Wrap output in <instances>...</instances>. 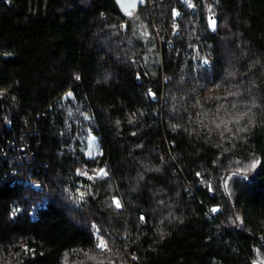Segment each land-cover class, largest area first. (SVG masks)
Segmentation results:
<instances>
[{
  "label": "trees",
  "instance_id": "trees-1",
  "mask_svg": "<svg viewBox=\"0 0 264 264\" xmlns=\"http://www.w3.org/2000/svg\"><path fill=\"white\" fill-rule=\"evenodd\" d=\"M0 264H264V0H0Z\"/></svg>",
  "mask_w": 264,
  "mask_h": 264
},
{
  "label": "rangeland",
  "instance_id": "rangeland-1",
  "mask_svg": "<svg viewBox=\"0 0 264 264\" xmlns=\"http://www.w3.org/2000/svg\"><path fill=\"white\" fill-rule=\"evenodd\" d=\"M149 5L151 7L154 6V2L150 1ZM177 28V24L175 25ZM70 93L67 94V97H70L71 95H69ZM85 149L84 152L87 156H93L96 155L99 151H100V145L98 143V139L96 136H94L93 134L89 133L86 137V142H85Z\"/></svg>",
  "mask_w": 264,
  "mask_h": 264
},
{
  "label": "water",
  "instance_id": "water-1",
  "mask_svg": "<svg viewBox=\"0 0 264 264\" xmlns=\"http://www.w3.org/2000/svg\"><path fill=\"white\" fill-rule=\"evenodd\" d=\"M116 2L122 10L129 12L141 7L145 0H116Z\"/></svg>",
  "mask_w": 264,
  "mask_h": 264
},
{
  "label": "snow or ice",
  "instance_id": "snow-or-ice-1",
  "mask_svg": "<svg viewBox=\"0 0 264 264\" xmlns=\"http://www.w3.org/2000/svg\"><path fill=\"white\" fill-rule=\"evenodd\" d=\"M215 26V21H213V27ZM79 77H77V79H78ZM69 95H71V94H69ZM222 123H223V121H222ZM217 127H219V125H217ZM260 163V161H254L253 162V164L251 165V167H256L257 166V164H259ZM100 174L101 175H107V173L104 171V170H100ZM81 195H83V194H81ZM113 203L115 204V206L117 207V208H119V207H121V204H120V202L118 201V200H116V199H114V201H113ZM98 247H101V248H106V244L104 243V241H103V239H101V242H100V244L98 245Z\"/></svg>",
  "mask_w": 264,
  "mask_h": 264
},
{
  "label": "built area",
  "instance_id": "built-area-1",
  "mask_svg": "<svg viewBox=\"0 0 264 264\" xmlns=\"http://www.w3.org/2000/svg\"><path fill=\"white\" fill-rule=\"evenodd\" d=\"M176 27V26H175ZM176 29H178V26H177V28ZM217 213H218V211L216 210V208H213V209H210V211H209V216H213V217H215L216 215H217ZM101 241L99 240L98 241V243H100Z\"/></svg>",
  "mask_w": 264,
  "mask_h": 264
}]
</instances>
